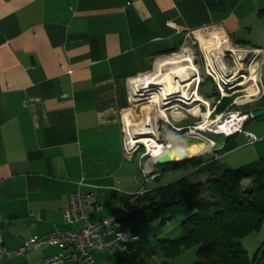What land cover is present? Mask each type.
Wrapping results in <instances>:
<instances>
[{
    "label": "crops",
    "instance_id": "crops-1",
    "mask_svg": "<svg viewBox=\"0 0 264 264\" xmlns=\"http://www.w3.org/2000/svg\"><path fill=\"white\" fill-rule=\"evenodd\" d=\"M206 29L264 48V0H0V264H43L61 253L58 245L12 256L1 249L14 253L31 236L73 228L63 217L71 194L96 193L92 222L125 210L124 219L130 218L127 198L152 189L123 148L130 80ZM236 138L228 140L234 147L227 151V140L217 149L212 137L210 144L199 139L178 148L195 144L200 150L193 156L228 168L261 156L264 149L257 148L247 163L228 160L248 145L243 134ZM126 228L134 240L125 244L133 252L160 250L159 240L140 245L151 241H142L137 226ZM256 232L263 244L264 222ZM91 256L119 257L114 251Z\"/></svg>",
    "mask_w": 264,
    "mask_h": 264
},
{
    "label": "built area",
    "instance_id": "built-area-1",
    "mask_svg": "<svg viewBox=\"0 0 264 264\" xmlns=\"http://www.w3.org/2000/svg\"><path fill=\"white\" fill-rule=\"evenodd\" d=\"M215 35H218L220 40H216V49L212 52L206 53V50L202 48L201 42L198 40L204 71L203 74H200L199 71L196 72V80L192 78V82L195 81V86L189 98L196 93L199 94L198 89L201 78L208 77L213 83L214 91L219 93L220 97L231 96L233 98L231 104L239 107L248 102L251 96L263 92L261 76L264 64V48L238 45L224 33L217 32ZM199 76L200 80L198 79ZM132 80H130V83ZM152 91L149 87H146L138 93V96L147 98ZM147 92L150 93L147 95ZM193 98L184 101L185 99L181 97V99H184L182 102L188 107L193 104L199 110V106L205 105L207 107L206 119H208L211 115L208 103L202 100L193 102ZM189 101L191 104L187 103ZM217 103H219V100ZM213 111H215V107ZM128 117L125 113L121 115L124 152L126 157L131 159L139 151L141 145L145 147V152L140 154V168L143 183H150L157 177V173H155L153 168L156 165L157 158L154 159L150 156L151 154H149L146 146L137 137L138 134L125 131V122ZM250 117L251 114L243 113L238 108H234L226 115H216L212 121L210 120V124L205 120L204 129L211 125V128H208L211 133L225 137L243 134L246 138V143L251 145L257 142L258 138L255 134L245 129V123ZM166 122L168 123V121ZM220 124H223L222 126L224 127L221 128ZM187 129V132H185L186 136L194 135L198 137L201 135L200 131L204 130L203 128V130L198 128V126L188 127ZM175 130L181 131L182 128ZM169 140L162 142L166 149L172 146V141L171 139ZM157 141L160 140L157 139ZM141 194H143V191L139 190L136 194L127 198V205L135 206L137 204V196ZM96 207L97 196L95 192L71 194L63 217L68 226H75V228L65 230L56 228L43 237L31 236L14 253L5 252L3 248L1 251L7 256H12L14 254L21 255L27 250L49 245H58L62 248L61 253L44 258L43 264H58L69 259L85 263L91 262V251H114L124 257L132 255L134 252L127 248L125 243L134 240V238L128 230L121 228L118 214H112L106 219L92 222L89 220V214Z\"/></svg>",
    "mask_w": 264,
    "mask_h": 264
},
{
    "label": "trees",
    "instance_id": "trees-1",
    "mask_svg": "<svg viewBox=\"0 0 264 264\" xmlns=\"http://www.w3.org/2000/svg\"><path fill=\"white\" fill-rule=\"evenodd\" d=\"M211 94L214 89L208 96ZM222 110L220 105L217 111ZM230 138L223 151L234 147ZM186 160L193 163L191 174L205 172L207 177L189 182L186 175L145 191L137 196L135 206H129L132 211L127 217L139 216L143 221L158 218L163 224L180 209L193 210L182 222L179 235L158 239L164 262L196 246L194 264H264V245L250 260L242 243L264 222V155L238 168L222 167L213 160L204 162L201 156ZM245 180L249 181L247 187Z\"/></svg>",
    "mask_w": 264,
    "mask_h": 264
},
{
    "label": "rangeland",
    "instance_id": "rangeland-1",
    "mask_svg": "<svg viewBox=\"0 0 264 264\" xmlns=\"http://www.w3.org/2000/svg\"><path fill=\"white\" fill-rule=\"evenodd\" d=\"M217 32L218 31H216V30L206 29V30H203L200 32L197 31V32H194L193 34L188 35L186 37V40H185L183 46L181 48H179V50L175 51L174 53L165 54L163 56L156 58L154 60V62L152 63V65L150 66V68L148 70H146L140 76H143L146 74L147 75L154 74L157 62H161L164 59L171 58V57L180 58L183 55H186L188 53L190 54V57L192 59V63L196 67V71H199L200 74H203L204 64H203V58L201 57V51H200V46L198 44V40H199V42H204L205 40H211L212 35H215V33H217ZM175 54H177V55H175ZM178 63L186 64L187 62H179L178 61ZM176 65H179V64H176ZM262 71H263V73L261 76V80H262V85H263V92L258 93L255 96H251L250 100L248 102L240 105L239 107L231 104L232 100H233V98H231V96L220 97L219 93H217L216 91H214V94H211L210 96H208L213 89V83L211 82V80L208 77H204V78L202 77L203 81L201 78V82L199 85L198 92H199V96L202 99V101L207 102L209 110H211V115L209 116V118L206 119L207 107L205 105L199 106V104H198V106L200 107L199 111H200L201 115H198V114L193 115L191 113L188 105H186L185 103L182 102V100H184V99H181L180 95H178V97H176L178 99V101H175V102H174V100L169 101L168 106L176 105V106L180 107L179 111H181L180 112L181 114L179 115V117L174 118L173 113H171L169 110L164 111L163 112L164 115H161L162 113L158 114L155 112L156 118H157V120H156L157 137L156 138L160 140L158 142H164L166 140L171 139V141H172L171 143H173L175 141L178 144H185V143H191V142H196L198 144L197 141L199 139H202L201 141L205 140L204 141L205 143L207 141L210 144V139L212 137L213 140L218 141V143H219V147H216V148L217 149L221 148L222 144L227 139H225V136H223V135L216 136V134L211 133L208 130V128H211V125L205 129L203 127L204 130L202 129L203 131H200L201 132L200 137L194 136V135L193 136H186L185 132H187V130H188L187 128L204 125L206 123L205 120L207 121V123L210 124L212 119H214V117L216 115H219V114L226 115L229 111L233 110L234 108H238V110H240L243 113L251 114L254 110L261 108V107H264V64L262 66ZM140 76H138V77H140ZM192 78L194 79L195 77H192ZM194 86H195V81L191 82L190 86L187 88V95L188 96L191 95V93H192L191 91L194 89ZM130 89H131V98L132 97L133 98L131 99L130 107L127 110H125L124 113L127 114L128 116H130L128 118L129 120L135 121V123H139L141 120L149 118V117H146L149 114H147L144 107L152 106L151 104H153L154 100L151 96H148L147 98H142L138 95L135 96V95H133L134 93H133V90L131 88V85H130ZM136 92L139 93L138 91H136ZM242 96H244V95H242ZM179 97H180V100H179ZM218 100H219V103H217ZM184 101H186V100H184ZM220 105L223 106V110L221 112H218L217 108ZM214 107H215V111H213ZM165 116L168 119V123L164 119ZM129 120H127V121H129ZM129 123H130V121H129ZM125 124H126L125 125V131H127V133H129L130 128L127 126L128 123L125 122ZM177 128H182V130L176 131L175 129H177ZM245 129L249 130L253 134H255L258 138V141L255 142V144L245 145L244 147H242L238 151L230 154L231 156L228 160L236 161L240 158H245V160H243V163L244 162L247 163V162L255 159L254 156L252 157L251 155H253L254 151H257V148H259L261 150L264 149V142L262 140V138L264 137V115L260 116L258 118H251L250 117L245 123ZM238 135L239 134L234 135L231 138H233V137L236 138V136H238ZM172 146H173V144H172ZM141 152L142 153L145 152L144 146H142L139 149V151L136 152L134 155V161H138L139 169H141L140 168V154H141ZM260 155H264V150L262 151V154H260ZM248 156H249V158H246ZM190 157L180 158V159H184V160L180 161L179 163H173V164L172 163H170V164H162V163L157 164L156 163V165L153 166V168H154L155 173L158 172L157 177L152 182L147 183V185H148L147 189H150V188L154 189L158 186L165 185L167 183L175 181V180H177L183 176H186V175L188 177L189 182H196V181H199V180L206 178L207 173H205V172L191 174V172L194 169L193 163L190 160H186ZM146 161H148V160H146ZM225 161L226 160L223 159V161H221V162L225 163ZM233 163H234L233 164L234 167H238L241 165L239 163H242V162H233ZM243 185L245 187H247V185H249V181L245 180L243 182ZM125 211L120 212L121 214H119V218L121 220L120 221L121 228L128 229V228H126V225H130L133 229H135L134 227L137 226V228L139 230L138 235H142V237L140 236L142 238V241L145 238H149L147 241H149V240L151 241L150 244L148 242H144V243H141L140 245L158 244V237L165 238V237L169 236L170 239L175 238L183 230L182 222L184 221V219L188 215L193 213V210H191V209H187V208L180 209L171 217V219H169L167 222H165L163 224H160V221L158 218H155L152 221H148V222H142V220L140 219L139 216H137V218L124 219V216L126 215ZM72 227L75 228V226H72ZM262 232L263 231H261L260 235L262 234ZM256 233L257 232L250 233L249 235H247L246 237L243 238V242H242L243 246L245 247V249L247 251V254H248V257L250 260L253 259L254 254L258 251V249H260L259 247L264 245V243L263 244H261V242L258 243L259 239H258L257 235H255ZM151 238H152V240H151ZM137 249L134 250V253L131 256L127 257L128 260L126 258H124L122 255H120L119 253H117L119 255V257L114 258V256H113L110 260L102 259V260H95V261L80 263V264H194L195 261L197 260V255H196L197 247L196 246L189 247L188 249L181 252L179 255H177L173 258H169L167 260V262H164V260H162L163 258L161 257L159 251L156 252L155 254H151V255H142L140 253V251Z\"/></svg>",
    "mask_w": 264,
    "mask_h": 264
},
{
    "label": "bare ground",
    "instance_id": "bare-ground-1",
    "mask_svg": "<svg viewBox=\"0 0 264 264\" xmlns=\"http://www.w3.org/2000/svg\"><path fill=\"white\" fill-rule=\"evenodd\" d=\"M216 40L219 41L220 37L218 35H212L211 40H205L204 42H201V46L203 49L206 50V53L212 52L216 49ZM182 57L180 58L171 57L164 59L161 62H157L154 74L151 75L146 74L140 76L138 79H133L130 83L134 93L133 95L135 96L138 95L136 91L141 92L146 87H149L150 90H153V92H151V95H148L150 92L146 93L148 96H151L154 100L153 104H151L152 106L144 107L147 114H149L146 117L149 118L143 119L139 123H135V121H131L128 119L130 117L129 116L126 119V122L128 123L127 126L130 128L129 132L131 133L135 132L136 134H138L137 137L140 138L141 143L146 146V148L149 151V154H151L150 156H152L154 159H156L166 150L163 143L158 142L157 138H155L157 136V131H156L157 118L155 112L158 114L162 113L161 115H164L163 112L169 110L171 113H173L174 118L179 117V115L181 114L180 113L181 111H179L180 107L176 105L168 106L169 101L172 100L176 101L177 99L175 97L178 95H180V97L184 98L185 100H189L192 99V97H194L193 102L202 100L198 93H196L191 98H189V96L187 95V88L190 86L192 82L191 81L192 77H195L197 71H196V67L192 63V59L189 53L183 55ZM178 61L187 62L186 63L187 65L184 63H178ZM198 79L200 80V76L198 77ZM187 103L191 104L190 101ZM189 108L193 115L200 114L198 108L193 104L190 105ZM164 119L168 121L166 116L164 117ZM127 120H129L130 123ZM222 125L223 124H220L221 128L224 127ZM203 127L204 125L198 126V128L201 129ZM154 135L156 136L154 137ZM199 150L200 148L197 145L192 144L190 147L187 146L184 148L176 149L175 156L176 158L178 156L180 158H187L189 156L197 154Z\"/></svg>",
    "mask_w": 264,
    "mask_h": 264
},
{
    "label": "water",
    "instance_id": "water-1",
    "mask_svg": "<svg viewBox=\"0 0 264 264\" xmlns=\"http://www.w3.org/2000/svg\"><path fill=\"white\" fill-rule=\"evenodd\" d=\"M264 115V107L258 108L256 110H254L251 113V118H258L260 116ZM179 144L176 142L175 144H173L172 147L167 148L160 156L157 157L156 159V163H162V164H170V163H177L180 162L184 159H177L175 156L176 153V149H178Z\"/></svg>",
    "mask_w": 264,
    "mask_h": 264
},
{
    "label": "flooded vegetation",
    "instance_id": "flooded-vegetation-1",
    "mask_svg": "<svg viewBox=\"0 0 264 264\" xmlns=\"http://www.w3.org/2000/svg\"><path fill=\"white\" fill-rule=\"evenodd\" d=\"M175 101V100H174ZM177 101V100H176ZM143 145L140 146V148L142 147Z\"/></svg>",
    "mask_w": 264,
    "mask_h": 264
},
{
    "label": "clouds",
    "instance_id": "clouds-1",
    "mask_svg": "<svg viewBox=\"0 0 264 264\" xmlns=\"http://www.w3.org/2000/svg\"><path fill=\"white\" fill-rule=\"evenodd\" d=\"M177 158L179 159L180 157L178 156Z\"/></svg>",
    "mask_w": 264,
    "mask_h": 264
}]
</instances>
